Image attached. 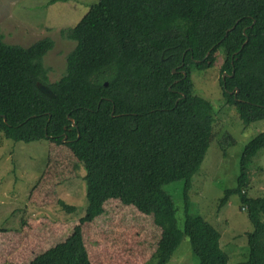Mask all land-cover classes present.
Listing matches in <instances>:
<instances>
[{
	"label": "trees",
	"instance_id": "trees-1",
	"mask_svg": "<svg viewBox=\"0 0 264 264\" xmlns=\"http://www.w3.org/2000/svg\"><path fill=\"white\" fill-rule=\"evenodd\" d=\"M63 33L75 47L54 83L43 65L51 39L22 48L5 44L0 33V133L13 142L65 145L85 170L87 205L78 225L29 263L90 264L81 227L102 214L106 201L118 200L151 216L161 231L146 264H169L184 237L198 264H228L219 232L190 213L191 180L213 124L212 105L195 95L191 75L211 68L221 50L226 103L244 126L264 120V0H98ZM263 148L264 132L245 144L236 188L219 201L222 207L236 195L245 209L252 227L245 264H264V222L256 211L263 199L245 195L252 159ZM178 181L181 230L163 190Z\"/></svg>",
	"mask_w": 264,
	"mask_h": 264
},
{
	"label": "rangeland",
	"instance_id": "rangeland-1",
	"mask_svg": "<svg viewBox=\"0 0 264 264\" xmlns=\"http://www.w3.org/2000/svg\"><path fill=\"white\" fill-rule=\"evenodd\" d=\"M98 0H0V33L7 45L29 48L49 38L54 46L43 58L48 81L65 73L66 56L75 42L64 31L74 27ZM212 67L193 71L195 95L213 108L212 138L188 192L190 213L198 215L220 234V247L228 264H245L246 235L252 227L238 196L226 205L219 201L225 190L236 188L239 160L245 144L264 132V120L248 126L226 103L219 81L225 54L212 56ZM85 170L65 145L49 141L13 142L0 133V264H30L48 249L63 243L78 225L86 209ZM184 182L167 184L176 221H184ZM251 199H263L256 211L264 222V148L252 159L249 185ZM72 207L63 210L58 202ZM85 251L90 264H146L157 248L161 231L151 216L135 207L108 200L102 214L82 225ZM189 240L184 237L169 264H198Z\"/></svg>",
	"mask_w": 264,
	"mask_h": 264
},
{
	"label": "water",
	"instance_id": "water-1",
	"mask_svg": "<svg viewBox=\"0 0 264 264\" xmlns=\"http://www.w3.org/2000/svg\"><path fill=\"white\" fill-rule=\"evenodd\" d=\"M173 74L175 73L174 71L172 72ZM225 74H223L222 77H224ZM37 88L39 90L40 93H42L43 95L49 97V98H54L51 90L45 86V85H42V84H37Z\"/></svg>",
	"mask_w": 264,
	"mask_h": 264
}]
</instances>
